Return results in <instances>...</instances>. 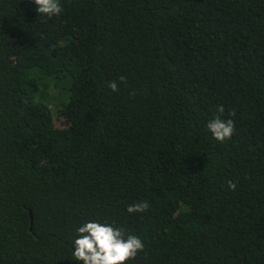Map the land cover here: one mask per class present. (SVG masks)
I'll use <instances>...</instances> for the list:
<instances>
[{"label": "trees", "instance_id": "1", "mask_svg": "<svg viewBox=\"0 0 264 264\" xmlns=\"http://www.w3.org/2000/svg\"><path fill=\"white\" fill-rule=\"evenodd\" d=\"M57 2L0 0V264H83L86 222L125 264H264V0Z\"/></svg>", "mask_w": 264, "mask_h": 264}, {"label": "clouds", "instance_id": "2", "mask_svg": "<svg viewBox=\"0 0 264 264\" xmlns=\"http://www.w3.org/2000/svg\"><path fill=\"white\" fill-rule=\"evenodd\" d=\"M37 13L51 17L60 15L62 9L57 0H34ZM124 82L125 77L119 78ZM108 87L117 91V83L111 81ZM218 112L223 113V106L218 107ZM231 115H235L233 112ZM207 128L217 142L229 139L234 132V122L231 119L224 120L216 117L210 120ZM229 190L235 189V184L228 182ZM149 208L147 201L137 202L127 206L128 213L144 212ZM78 238L73 242L72 256L75 261L83 264H125L134 259L138 251H142V240L131 234H125L124 230L109 224L99 222H86L77 228Z\"/></svg>", "mask_w": 264, "mask_h": 264}, {"label": "rangeland", "instance_id": "3", "mask_svg": "<svg viewBox=\"0 0 264 264\" xmlns=\"http://www.w3.org/2000/svg\"><path fill=\"white\" fill-rule=\"evenodd\" d=\"M56 83V86H57V90H56V93L59 91V90H61V92L60 93H63V92H66V89H67V86H66V88L65 89H63V86H64V83L63 82H61V81H59L58 82V80L57 81H55V80H53V83ZM50 91H52V90H50ZM47 93H49V92H47Z\"/></svg>", "mask_w": 264, "mask_h": 264}, {"label": "water", "instance_id": "4", "mask_svg": "<svg viewBox=\"0 0 264 264\" xmlns=\"http://www.w3.org/2000/svg\"><path fill=\"white\" fill-rule=\"evenodd\" d=\"M29 217H30V226H29V230L31 231V215L29 213Z\"/></svg>", "mask_w": 264, "mask_h": 264}]
</instances>
